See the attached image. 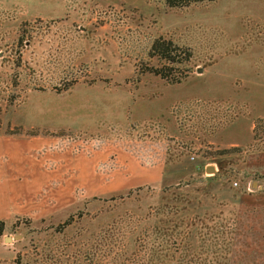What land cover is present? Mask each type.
I'll return each mask as SVG.
<instances>
[{"label": "rangeland", "instance_id": "374dc122", "mask_svg": "<svg viewBox=\"0 0 264 264\" xmlns=\"http://www.w3.org/2000/svg\"><path fill=\"white\" fill-rule=\"evenodd\" d=\"M260 189L264 0H0V264H264Z\"/></svg>", "mask_w": 264, "mask_h": 264}, {"label": "trees", "instance_id": "16d2710c", "mask_svg": "<svg viewBox=\"0 0 264 264\" xmlns=\"http://www.w3.org/2000/svg\"><path fill=\"white\" fill-rule=\"evenodd\" d=\"M204 1L214 2L216 0H165V4L170 8H178V7H187L191 4L201 3ZM178 50L181 53L182 52L185 53L184 58L182 59L183 61H176V59H175L174 54L177 53ZM156 55L159 57V59L164 60L169 64H184V63H187L191 57V53L189 52V49H183V48L179 49L175 45H173L170 41H165V40L160 39V38L156 39L150 48V56H156ZM156 74L159 75L164 80L170 79V82H172V83H179L180 82V76L181 75H178L177 77L175 76V77L168 78V76L165 74H162L161 71H157ZM8 135L11 136L13 134L8 133ZM32 136H34V135H32ZM235 151L238 152L239 149L238 148L226 149V150L221 151L222 152L221 154H224V155L231 154ZM221 169H222V167H220V170ZM220 170L218 171V173L221 172ZM256 192L259 195H264V189L257 190ZM65 224L68 225L69 221L66 222ZM4 232H5V223L3 220H0V238L4 235Z\"/></svg>", "mask_w": 264, "mask_h": 264}, {"label": "water", "instance_id": "95a60500", "mask_svg": "<svg viewBox=\"0 0 264 264\" xmlns=\"http://www.w3.org/2000/svg\"><path fill=\"white\" fill-rule=\"evenodd\" d=\"M198 72H200V69L198 70ZM207 173H214L215 172V169L214 167H209L206 169ZM214 175V174H213ZM9 239L8 237H6V240Z\"/></svg>", "mask_w": 264, "mask_h": 264}, {"label": "crops", "instance_id": "0c3cea01", "mask_svg": "<svg viewBox=\"0 0 264 264\" xmlns=\"http://www.w3.org/2000/svg\"><path fill=\"white\" fill-rule=\"evenodd\" d=\"M45 174L49 177L48 173H45ZM44 178L46 179L45 175H44ZM36 182H38V181H36ZM12 183L14 186H16V183H14V182H12Z\"/></svg>", "mask_w": 264, "mask_h": 264}, {"label": "built area", "instance_id": "2783aa9c", "mask_svg": "<svg viewBox=\"0 0 264 264\" xmlns=\"http://www.w3.org/2000/svg\"><path fill=\"white\" fill-rule=\"evenodd\" d=\"M235 186H237V183H234Z\"/></svg>", "mask_w": 264, "mask_h": 264}]
</instances>
